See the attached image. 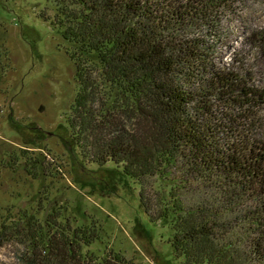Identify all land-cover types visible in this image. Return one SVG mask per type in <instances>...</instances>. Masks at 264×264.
<instances>
[{
    "label": "trees",
    "instance_id": "16d2710c",
    "mask_svg": "<svg viewBox=\"0 0 264 264\" xmlns=\"http://www.w3.org/2000/svg\"><path fill=\"white\" fill-rule=\"evenodd\" d=\"M44 1L74 67L66 125L82 161L134 182L149 221L170 222L180 264H264V96L251 75L215 63L236 0ZM27 166L50 173L40 158ZM25 217L0 229L28 248L19 264H136L113 249L84 253L102 239L96 219L71 230L61 208Z\"/></svg>",
    "mask_w": 264,
    "mask_h": 264
},
{
    "label": "rangeland",
    "instance_id": "374dc122",
    "mask_svg": "<svg viewBox=\"0 0 264 264\" xmlns=\"http://www.w3.org/2000/svg\"><path fill=\"white\" fill-rule=\"evenodd\" d=\"M54 12L44 0H0V229L25 215L44 222L61 208L71 230L93 219L101 225L102 239L84 253L103 257L113 249L136 264H180L170 222L151 223L134 182L113 166L82 161L71 140L66 117L76 94L74 67L60 29L45 21ZM222 23L215 63L251 75L249 86L264 96V0H236ZM261 125L256 139L264 137ZM29 158H40L48 176L29 175ZM197 186L191 190L199 195ZM12 240L0 239V264H19L28 249Z\"/></svg>",
    "mask_w": 264,
    "mask_h": 264
}]
</instances>
